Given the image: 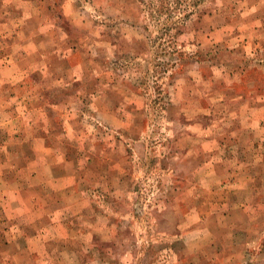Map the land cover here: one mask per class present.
Listing matches in <instances>:
<instances>
[{
  "label": "rangeland",
  "instance_id": "1",
  "mask_svg": "<svg viewBox=\"0 0 264 264\" xmlns=\"http://www.w3.org/2000/svg\"><path fill=\"white\" fill-rule=\"evenodd\" d=\"M64 54L61 166L34 177L0 94V264H264V0H0L20 89Z\"/></svg>",
  "mask_w": 264,
  "mask_h": 264
},
{
  "label": "crops",
  "instance_id": "2",
  "mask_svg": "<svg viewBox=\"0 0 264 264\" xmlns=\"http://www.w3.org/2000/svg\"><path fill=\"white\" fill-rule=\"evenodd\" d=\"M75 49L76 48L72 46L71 52ZM12 55L15 56V53ZM7 56H8V59H6ZM0 58H1V61H0V94L7 95L11 102L17 101V100H21V102H24V106H22L23 108L20 110L18 108L19 111L15 113L14 115H12V117L10 118L8 117L9 119L6 120L5 124H9V127H10L6 131L11 136L20 135L21 137H23V140L30 142L29 146L30 148H32V156L34 159H35V153L38 152L36 153L35 163L36 165H40V166H36V169L34 170L36 174L34 177H40L38 173L41 171L43 172L44 167L48 166L53 169V168L61 166L62 162H65V158H62L63 153L60 155V157H58L53 150L54 148L52 149V147H50V145L48 144V138L46 135L47 130L45 129L44 125L45 124L50 125L52 124V122H55V121L61 123V120L64 123H67V120L70 117H74V118L80 117L79 112H81V110L79 109L76 112L71 113L70 111L72 110H70L69 105L71 104L73 100L83 101L84 98L82 99L81 96H77V98L75 97L73 99L71 95H68V96H64L63 99L61 100L57 98L54 102L48 101L49 94H47L48 92L47 90L49 88L51 89L50 95L52 96L51 91L54 88H64L66 85L70 83L66 80V78L64 79L65 74L63 73V69H64L67 75V69L71 65L68 62L70 59V56L64 54L60 56V58L62 59L59 60V63L57 65L52 64L53 66L52 68H50V73L48 74L49 77L47 78L46 84L44 86L45 88L40 86L39 84L36 85L35 83H33L28 86L26 85L27 87L25 86L26 87L25 90L20 89L21 85L26 83L28 73L33 68L32 69L29 68V72L26 70L27 71L26 73V72H23V69L21 65L19 64V59L16 60L15 59L16 57H13L14 58L13 59L12 57H9V55H6L3 57L4 60L2 59V57ZM57 59L58 58H56V60ZM45 67H49V64H46ZM75 79L76 78H73L72 80H75ZM92 92H94L92 94H95V90ZM45 101L49 103L51 102L50 106L52 104L54 111L51 112V109L48 108L46 105H44ZM38 103H42L44 106L34 105ZM56 104H59V105H56ZM60 104H62L63 107H65L64 110L62 109L59 110ZM41 107L43 108L44 111L47 112L46 114L44 113L45 116L41 118L42 123L41 121L38 122L37 117H34L40 112V111L39 112L37 111V108L41 109ZM66 108H69V110H66ZM64 112H67V113L63 114ZM64 123H62V125L65 127L66 125H64ZM43 154L45 155V158H44L45 160L42 162V159L44 157ZM66 154H65V157H67ZM60 178H70V176H68L67 174L54 175V178L52 180L59 181ZM240 180L244 181L245 183H247L248 181V179H246L245 177L240 178ZM243 189H245V186L243 187ZM246 192L249 193V190L248 191L243 190L242 193L240 194L244 196ZM252 195L253 194L251 192L249 198H251ZM243 205H244L243 202H240V208H237V209H240V213L242 212ZM236 207H238L237 204H236ZM233 209L234 208H230L229 213L232 212Z\"/></svg>",
  "mask_w": 264,
  "mask_h": 264
}]
</instances>
